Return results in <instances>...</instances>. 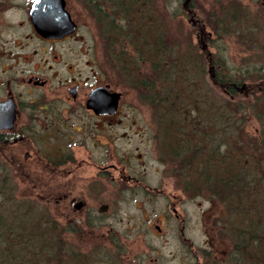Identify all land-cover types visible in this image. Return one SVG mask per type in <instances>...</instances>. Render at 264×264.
<instances>
[{"label": "flooded vegetation", "instance_id": "1", "mask_svg": "<svg viewBox=\"0 0 264 264\" xmlns=\"http://www.w3.org/2000/svg\"><path fill=\"white\" fill-rule=\"evenodd\" d=\"M60 1L75 29L48 36L42 33L47 12L58 8ZM103 1L81 0V4L95 14L98 25L115 24L106 17L110 4ZM138 5L158 12V0H139ZM171 6L173 16L190 28L189 38L193 34L196 39L200 51L198 58L192 55L193 60L198 67L202 60L207 63L209 83L215 90L229 98L243 91L264 92V70L256 83L224 78L218 72L222 65L216 70L206 42L211 37L207 19L211 23L216 14L224 13L226 24L244 13L264 17V0H171ZM202 13H209L208 18L203 20ZM80 27V16L72 14L67 0H0V192L7 193L13 202L12 215L17 217L15 222L10 219L4 231L11 247L26 251H22L26 254L23 264H86L88 254L98 253L103 254L104 263V254L112 247L127 248L128 236H148L151 240L140 246L139 259L121 260L120 264H206L205 247L192 243L190 215L184 209L194 198L182 193L178 182H173L176 189L164 190L151 186L138 173L126 172V163H111L108 128L120 114L121 92L108 83H85L68 63V54L76 55L79 48L67 44L86 43L77 36ZM183 59H190V54ZM169 68H174V58L169 59ZM200 70L205 71L202 66ZM182 81L172 78L173 89L177 85L178 90L190 91ZM98 87L119 93L113 113L96 114L87 107L90 93ZM11 173L26 179L27 197H14ZM114 189L129 194V200L137 201L139 196V206L134 205L138 216L118 218L120 207L114 205L123 198L115 196ZM158 196L165 198L168 212L156 211ZM25 214L30 220L26 221ZM32 242L35 246H28ZM15 250L11 251L12 262L20 254Z\"/></svg>", "mask_w": 264, "mask_h": 264}, {"label": "rangeland", "instance_id": "2", "mask_svg": "<svg viewBox=\"0 0 264 264\" xmlns=\"http://www.w3.org/2000/svg\"><path fill=\"white\" fill-rule=\"evenodd\" d=\"M123 1L125 2V0L103 1L110 4L111 10L106 17L116 22L111 23L114 25L112 27L110 24L98 25L97 18L93 17L95 14L93 15V12L82 5L81 0H67L72 14L75 17L80 16L81 27L77 36H82L86 42L76 45L74 41H70L67 44L71 47L73 43L74 47L79 48L75 52L76 55L68 54V63L74 65L80 80L85 83L104 82L121 92L120 114L111 120L108 128L113 145L111 163H126L128 167L126 172L134 175L138 173L151 186L166 188L169 191L176 189L173 182H177L178 178L182 177V161L178 158H169L162 153L166 119L160 112L161 108L156 107V99L159 97L160 107V100L163 99L161 97H164L167 86L170 87L171 79L175 78L183 80L181 84L190 91L187 92L188 95L181 97V105L187 108L186 111L181 117L170 114L171 123L186 121L190 124L191 148H200L202 152L210 146H217L220 154L238 151L241 156L246 155L254 159V163L259 166L257 173H264V92L243 91L229 98L215 90L209 83L207 63L202 60L203 65L198 67V61L192 60L194 59L192 55L198 58L200 50L197 48L193 34L189 38L190 28L179 16H173L171 0H158L157 9L169 33V39L165 40L168 50L165 55L169 59L174 58V68L169 69L168 72L165 70L167 74L163 75L164 77L160 74H152L148 62L146 64L138 59L134 48L121 31L124 23L118 22L122 17L118 3L121 4ZM82 13L87 18L81 16ZM223 15L224 13L216 14L211 23L207 19V23L211 26L208 25L206 31L211 32V37L206 42L212 53L214 66L217 70L218 66L222 65L218 72L224 75V78L229 77L233 81L245 84L256 83L264 70L263 14L244 13L235 20L229 18L226 24ZM98 16L96 14V17ZM208 16L209 13L201 14L203 20ZM108 53L112 56L109 57ZM92 54L96 55L95 59ZM188 54L191 59H183ZM167 63L169 64V61ZM201 66L205 71L200 70ZM162 67L166 68V65ZM249 76L251 79H248ZM142 81L144 86L141 85ZM97 124L101 126L100 122ZM92 132L96 131L92 130ZM137 154H141L142 157L138 159ZM11 174L14 179V197L17 200L27 197L28 189L23 184L26 179L18 174ZM254 185L259 192L264 187L262 181L256 183L249 181L247 186L251 188ZM227 192L225 195L221 192L217 196L203 192L204 195L191 197L194 199L184 205V209L190 215L191 241L196 248L205 247L206 264H236L237 261L232 259L233 245L238 241L237 227L240 225H237L236 221L239 218H257L259 211L262 210L261 203L264 198L262 194L252 196L250 194L248 196L250 198L241 199V196L234 195L233 189ZM116 193L115 196L123 198L114 205L120 207V211L117 212L118 218L138 216L134 205L139 196L137 201H133L127 198L129 194ZM7 196V193L0 196V215L8 224L10 219L15 222L17 217L12 215L13 202L7 199ZM155 201L156 211L168 212L165 198L158 196ZM137 205L139 206V203ZM30 217L25 214L24 218L28 221ZM260 217L264 221V215ZM203 226L205 232H202ZM149 239L151 240L148 236H128L127 248L112 247L109 253L104 254L108 255L105 256L104 263L111 261L120 264L121 260H138L140 246ZM11 244L13 243L10 242L9 236L8 238L5 234L0 236V264H23L26 254L24 255L22 251L25 253L26 251L17 246L12 248ZM39 245L41 246V243ZM28 246H35V243L32 242ZM31 249L33 250L32 247ZM14 250H20V254L14 259L16 262H12L10 258L11 251ZM98 254L99 256L88 254L90 263L86 262V264H104L103 254Z\"/></svg>", "mask_w": 264, "mask_h": 264}, {"label": "trees", "instance_id": "3", "mask_svg": "<svg viewBox=\"0 0 264 264\" xmlns=\"http://www.w3.org/2000/svg\"><path fill=\"white\" fill-rule=\"evenodd\" d=\"M138 4L139 0H125L121 4L118 3L122 15L120 22L124 23L121 31L136 54L151 66L150 70L163 76L170 69L167 63L169 57L165 55L168 51L165 42L169 39L168 29L159 12H151L146 8L147 6ZM110 25L114 27L113 24ZM163 65H166V68H163ZM165 70L167 72H164ZM166 94L169 96L167 97ZM186 95L188 93L178 90L177 85L173 89L170 84V87L166 88L164 97H161L163 99L160 100V107L159 97L156 99V107L161 108L160 112L166 119L162 153L164 156L182 161V177L177 180L180 191L189 197H194L204 195L203 192L214 196L222 192L225 195L226 191L233 189L234 195L241 196V199L250 198L248 197L250 194L251 196L262 194L264 197V187L259 192L255 185L251 188L247 186L249 181L264 183V173L256 172L259 166L254 163L253 158L241 156L238 151L220 154L217 146H210L202 152L200 148L193 149L190 141V124L186 121L171 123L170 114L181 117L186 111L187 108L181 105V97ZM0 196H2L1 192ZM261 204L262 210L261 212L258 210L259 215L256 216L259 217L258 219L248 217L236 221L237 225L240 224L237 227L238 241L233 245L232 259L237 261L236 264H264V221L260 217L264 215V198ZM8 227L5 218L0 215V232L8 230Z\"/></svg>", "mask_w": 264, "mask_h": 264}, {"label": "water", "instance_id": "4", "mask_svg": "<svg viewBox=\"0 0 264 264\" xmlns=\"http://www.w3.org/2000/svg\"><path fill=\"white\" fill-rule=\"evenodd\" d=\"M49 2V1H48ZM58 8H50L47 12V23L43 27V32L46 35L61 30V35L73 32L75 25L70 21L68 13L63 8V2H59ZM55 5L54 3H50ZM62 23H59L61 22ZM62 24V25H61ZM119 99V93L111 92L107 93V87H98L94 89L88 98L87 107L98 113H113L117 101Z\"/></svg>", "mask_w": 264, "mask_h": 264}]
</instances>
